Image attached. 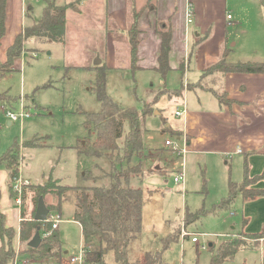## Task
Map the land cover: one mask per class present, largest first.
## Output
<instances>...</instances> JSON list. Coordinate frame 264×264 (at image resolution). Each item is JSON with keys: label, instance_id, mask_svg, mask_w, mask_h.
Masks as SVG:
<instances>
[{"label": "rangeland", "instance_id": "rangeland-1", "mask_svg": "<svg viewBox=\"0 0 264 264\" xmlns=\"http://www.w3.org/2000/svg\"><path fill=\"white\" fill-rule=\"evenodd\" d=\"M55 1L64 5L70 0ZM24 4L26 8H32L27 25L41 18L45 0H25ZM67 14L63 44L25 42L20 62L0 78V94H7L10 98L6 104L0 101V156L12 145L18 147V164L13 169L18 175L21 163L22 178L30 183L21 189L20 212L28 221L33 220L36 209L37 193L32 185H41L47 180H57L61 185L73 188L106 185V180H85L82 175L89 171L93 176L100 177L110 171L105 157H86L78 154L76 149L86 139H95L94 131L88 133L84 126V114L101 110L94 94L96 71L92 67H95L96 60H101L104 46H101V41L98 43L94 24L83 22L81 28L79 18L72 15L70 19L69 12ZM98 66L103 67L104 64ZM105 75L107 96L123 109L134 108L141 112L143 104L157 93V80L150 79L146 74L116 67L106 68ZM193 95L190 94L186 102V106L189 103L187 109L196 105ZM161 98L162 95L158 106L155 104L152 108L158 115L153 111L140 125L143 154L140 158L133 157L129 164L140 165L141 169L139 178H131L127 186L141 190L142 221L137 238L128 244V261L153 264V258L145 259L146 253H150L157 256L154 264H209L217 248L235 238L254 247L238 250L233 259L224 264H264V243L261 245L259 241L248 238L249 233L255 232L248 202L244 203L238 195L232 205L218 207L228 196L229 181H242L245 156L238 153L224 155L221 150H215L185 154L182 159L176 151L165 146L166 140H174L177 135L164 130L169 125L174 130L181 124V118L174 116L167 103L159 109L167 101ZM21 101L29 115L22 122H11L9 125L10 120L2 104L17 113L20 112ZM176 107L180 108L178 104ZM127 132L126 122L123 135ZM30 142L32 145L24 146ZM121 142L122 139L118 141ZM179 173L184 175L183 184L174 182ZM14 180L9 181L12 198L8 190L5 195L0 190V210L6 217V223L17 231L16 245L20 209L15 201L18 193L14 189ZM75 194L74 190L64 192L59 212L55 208L58 198L54 194L44 196L49 214L60 219L58 229L54 230L62 245L61 259L56 261L25 253V244L19 239L24 261L29 264H71L70 259L79 254L83 236L80 226L73 221ZM50 209L54 210L51 212ZM50 230L53 231L52 228ZM50 233L43 228L39 236L42 239ZM188 233H196L198 242L192 243L191 237L186 236ZM92 243L91 249L96 248L97 244ZM210 245L214 246L212 251ZM104 260L115 264L111 252Z\"/></svg>", "mask_w": 264, "mask_h": 264}, {"label": "crops", "instance_id": "crops-1", "mask_svg": "<svg viewBox=\"0 0 264 264\" xmlns=\"http://www.w3.org/2000/svg\"><path fill=\"white\" fill-rule=\"evenodd\" d=\"M24 3L25 0H6L5 34L0 40L1 62L6 60L7 48L27 25L25 11L31 8H26ZM67 4L72 6L65 11V33L68 12L70 19L72 15L79 18L81 28L83 22L94 24L98 43L101 41L104 46L100 64L107 69L131 70L128 33L137 15L134 72L157 80V93L183 86L178 97L169 98L163 94L161 99L167 101H163L165 104L159 109L167 103L174 111L173 107L182 99L188 102L190 94H195L196 105L194 108L189 105L181 124L173 128L186 136L187 155L215 150H221L224 155L243 154L250 176L264 171V72L207 76L204 82L223 89L228 99L233 100L230 106L219 104L211 92L187 89L189 84L200 80L205 69L221 59L224 51L229 63H264V0H70L64 5ZM30 13L27 12L28 17ZM165 27L171 30V41L169 71L162 77L157 70L161 50L157 29ZM14 62L15 68L19 58ZM2 168L5 167L0 166V190L5 195L9 191L10 174ZM253 188L264 189V181L257 182ZM248 205L254 233H258L264 227V196ZM260 243L263 245L264 241Z\"/></svg>", "mask_w": 264, "mask_h": 264}, {"label": "trees", "instance_id": "trees-1", "mask_svg": "<svg viewBox=\"0 0 264 264\" xmlns=\"http://www.w3.org/2000/svg\"><path fill=\"white\" fill-rule=\"evenodd\" d=\"M72 4L58 5L55 0H45V7L42 16L37 21H33L30 25L23 28L22 33L16 36L14 42L6 50V60L0 61V78L6 73L13 70L14 61L20 57L23 44L29 42L36 43H60L64 42L65 34V11ZM5 7L6 0H0V40L5 34ZM25 17L27 18V12ZM135 15L134 22L131 24L128 40L131 56V70L134 71L137 40V26ZM157 33L161 38V50L158 57V72L165 77L169 71L168 56L170 50L171 30L170 28L157 29ZM227 52L224 51L220 60L214 65L205 69L200 80L195 84H189L188 90L201 89L211 92L217 102L221 105L230 106L233 100L228 99L223 89L217 88L214 83H206L209 75L220 74L225 76L228 73H263L264 63L255 62H237L229 63L226 61ZM96 71L94 94L101 106L98 113H87L85 115L84 126L88 133L94 131L95 139L90 141L86 139L80 143L76 149L78 154L86 157L100 159L105 157L109 163L110 171L103 173L102 176H93L86 171L82 176L85 180H106V185H93L89 187H68L63 186L57 180L45 181L44 184L32 186L36 190V206L39 198H43L48 194H54L58 202L55 205L59 212L62 204V196L64 192L75 191V208L73 212V221L81 228L83 236V248L85 250L84 264H109L104 259L107 253L111 252L115 264H134L127 259V247L131 240L136 239L141 231L142 211L140 189L127 186L131 178H139L140 165L129 166L133 157L140 158L143 154V142L141 133V122L146 116H151L155 109L159 97L167 94L169 98L181 95L183 86L171 92H158L143 104V109L138 112L134 108L123 109L114 103L106 94V67H92ZM183 68V64L180 69ZM90 69V68H89ZM0 101L4 104L10 102L7 94H0ZM127 122L128 132L123 135V127ZM165 131H169L171 135L179 137L181 132L171 130V127H165ZM122 139L121 143L118 141ZM25 145H32L27 143ZM17 149L16 145H12L8 150L0 156V165H3L10 174L9 179L13 180L17 177V172L13 167L17 166ZM264 181V171L256 176H250L246 162L243 165V178L240 183H228V196L222 199L218 207L224 208L233 204L235 198L239 195L244 203L250 202L264 196V189L253 188L254 184ZM9 186V191H10ZM11 193V191H10ZM13 197L12 193L10 194ZM54 209H50L52 212ZM24 216V213H21ZM197 219V216L196 218ZM52 232L50 235L43 236L41 243L37 249L29 247V242L33 238L36 231ZM50 226H45L42 222L22 221L19 225V239L25 244L24 252L38 257H49L59 260L62 257V245L56 230L51 231ZM16 229L6 225V217L0 210V264H12L15 251ZM249 239L259 241L264 238V227L258 233L250 234ZM95 242L96 248L91 249L90 245ZM254 247V245H252ZM249 243L240 239L231 238L227 242L222 243L215 253L212 254L209 264H224L233 259L238 250L250 247ZM214 246H210V251ZM153 258L150 253H146V261ZM153 262V264H154ZM150 264V263H149Z\"/></svg>", "mask_w": 264, "mask_h": 264}, {"label": "built area", "instance_id": "built-area-1", "mask_svg": "<svg viewBox=\"0 0 264 264\" xmlns=\"http://www.w3.org/2000/svg\"><path fill=\"white\" fill-rule=\"evenodd\" d=\"M228 19H230V16H227ZM24 54V53H23ZM22 54V56H23ZM21 104V109L20 112L17 113H13L11 111H9L6 107L4 108L6 111V115L8 117V119L11 122H22V120L27 117L29 114H27L25 112L24 109V105L22 103V101L20 102ZM178 107L175 106L173 114L176 118H185V116L187 115V106H186V102L184 99H182L180 101V103L178 104ZM165 146L168 149H171L172 151H176L178 153V155L180 157L185 156V154H187L188 148H187V139L186 136L184 134H182L181 136L177 137L174 140H166L165 141ZM21 162V161H20ZM21 166V163L19 164ZM19 166V171H18V175L14 180L15 183V188L17 190L18 196L16 198V205L18 206V208L20 209L18 211V216H17V222L20 224L22 221H25L26 219L22 217V212L21 211V206H22V200H21V189L23 186H26L28 184H30L29 182H27L26 180H24L22 178L21 175V167ZM175 183H184V175L182 173H179L175 179H174ZM13 187V184H12ZM28 221V220H26ZM42 223H50L52 230L56 229L58 224L60 223V219L58 216L53 215V214H48L47 215V219L46 221L42 222ZM18 231H19V227H18ZM19 236V235H18ZM186 236L191 237V242L192 243H197V235L196 233H188L186 234ZM264 239H260L259 242H263ZM21 248H20V242L19 239H17L16 245H15V251H14V259H13V263L12 264H29L28 261H24V258H22L21 256ZM84 255H85V250L83 248V244L82 247L80 248L79 254L76 257H72L70 259V263L71 264H84Z\"/></svg>", "mask_w": 264, "mask_h": 264}, {"label": "water", "instance_id": "water-1", "mask_svg": "<svg viewBox=\"0 0 264 264\" xmlns=\"http://www.w3.org/2000/svg\"><path fill=\"white\" fill-rule=\"evenodd\" d=\"M99 64H100V60H96L94 63L95 66H98ZM154 114L158 115V112L154 111ZM48 214H49V210L47 209L43 198H39L36 209H35V213L33 216V220L36 222H44V221H46ZM39 235H40V232L36 231L33 238L29 242V247H31L33 249L38 248V246L41 243V238Z\"/></svg>", "mask_w": 264, "mask_h": 264}]
</instances>
